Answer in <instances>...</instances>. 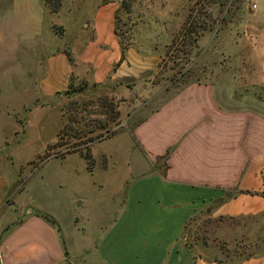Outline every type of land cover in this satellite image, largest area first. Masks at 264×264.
I'll return each instance as SVG.
<instances>
[{
    "label": "crops",
    "instance_id": "0c3cea01",
    "mask_svg": "<svg viewBox=\"0 0 264 264\" xmlns=\"http://www.w3.org/2000/svg\"><path fill=\"white\" fill-rule=\"evenodd\" d=\"M20 1L13 13L0 12V68L15 57L22 38L41 33ZM257 3L254 42L235 47L228 69L157 93L158 103L135 127L131 136L142 156L136 163L156 185L140 193L142 204L127 202L136 196L122 185L106 192L104 202H88L80 188L62 203L51 201L45 183L33 192L28 184L21 190L20 168L30 159L13 153L18 127L0 128V264H227L196 253L183 231L202 210L212 218L264 217V0ZM75 4L76 13L90 14L96 23L93 37L83 41L82 61L88 80L97 84L102 80L91 73H117L111 72L121 55L113 29L117 2ZM54 55L46 58L52 62ZM76 60L67 82L78 73ZM41 72L45 87L52 69ZM114 75L109 79L117 80ZM4 116L15 120L0 112ZM92 185L97 192L103 187ZM233 264H264V253Z\"/></svg>",
    "mask_w": 264,
    "mask_h": 264
},
{
    "label": "rangeland",
    "instance_id": "374dc122",
    "mask_svg": "<svg viewBox=\"0 0 264 264\" xmlns=\"http://www.w3.org/2000/svg\"><path fill=\"white\" fill-rule=\"evenodd\" d=\"M16 1L0 0V12L13 13ZM21 1L41 33L22 38L15 57L0 68V112L15 118L0 117V128L18 127L11 138L13 153L17 159H30L20 168L18 187L28 184L33 192L45 183L53 203H62L77 188L88 202H104L106 192L122 185L124 193L136 196L127 202L142 204L140 193L156 185L141 175L136 163L142 156L131 136L135 127L158 103L157 93L227 70L228 62L236 59L235 47L254 42L251 18L259 11L244 0H115L113 29L124 64L119 69L122 62L112 65L115 75L104 70L91 73L102 80L94 87L82 55L83 41L93 37L96 23L90 14L75 12L79 0H62L56 13L43 0ZM110 1L100 0L101 6ZM50 52L55 54L52 62L46 58ZM64 52L77 59L80 72H72L69 93L66 72L72 64ZM49 69L52 75L44 87L39 73ZM113 75L117 80L109 79ZM103 101L109 105L104 107ZM66 123L63 139L58 140ZM100 133V139L82 144ZM56 141L61 146H52ZM73 143H79L82 152L56 156ZM87 147L92 169L84 158ZM47 148L50 156L44 159ZM94 182L103 186L100 192ZM183 236L196 253L233 264L249 254L264 253V217L212 218L202 210L186 222Z\"/></svg>",
    "mask_w": 264,
    "mask_h": 264
},
{
    "label": "trees",
    "instance_id": "16d2710c",
    "mask_svg": "<svg viewBox=\"0 0 264 264\" xmlns=\"http://www.w3.org/2000/svg\"><path fill=\"white\" fill-rule=\"evenodd\" d=\"M44 1V4L49 8V10L51 11V12H54V13H56V12H58L59 10H60V8H61V6H62V0H43ZM194 34H195V31L193 32ZM65 53V52H64ZM65 55L67 56V58H68V61L70 62V64H72V65H74V60H73V58H72V56H70L68 53H65ZM124 59V57L123 56H121V58H120V60L118 61V65L120 64V62H122V60ZM73 79H74V75H73V73H71V75H70V78H69V83H68V89L66 90V93H69L68 91H69V89H71L72 87H73ZM83 83H84V86H87L88 85V81H83ZM94 87H96V86H98L97 84H94L93 85ZM102 105H104V107H106V106H108L109 104L107 103V102H102ZM109 109H111V110H114V109H112L111 107L109 108ZM111 113L112 112H114V111H110ZM66 128H67V123L66 124H64V126H63V128L61 129V131L59 132V134H58V140L60 139H63V135H64V132H65V130H66ZM91 132H93V131H91ZM106 132H108L109 134H111V133H114L113 131H111V130H109V129H106ZM73 136H75L76 137V134L75 135H73ZM104 135L102 134V133H100V134H98V135H90L89 137H87L86 139H84V141H82V144L84 143V144H86V143H89V142H91V141H94V140H96V139H100L101 137H103ZM81 139V138H80ZM87 140V141H86ZM58 142L59 141H56L52 146H54V145H58ZM58 146H61V144L60 145H58ZM83 149V148H82ZM82 149H80L79 150V143H73L72 144V146H71V148H69V149H67L66 151H58L57 153H56V156H61V157H65V155L66 154H69V153H73V152H82ZM50 156V154H49V148H47V151L44 153V159H46L47 157H49ZM84 158L86 159V161H87V163H88V167H89V169H92V166H93V158H92V155H91V152H90V149H89V147H87V150H86V152L84 153ZM186 243H187V245L189 246V247H191V245H190V243H188L187 241H186ZM251 256H253V254H249L246 258H248V257H251ZM215 261H217V262H222V260H217V259H215Z\"/></svg>",
    "mask_w": 264,
    "mask_h": 264
},
{
    "label": "built area",
    "instance_id": "2783aa9c",
    "mask_svg": "<svg viewBox=\"0 0 264 264\" xmlns=\"http://www.w3.org/2000/svg\"><path fill=\"white\" fill-rule=\"evenodd\" d=\"M244 1L247 5L251 6L253 9L257 8L258 6L257 3L258 0H244Z\"/></svg>",
    "mask_w": 264,
    "mask_h": 264
},
{
    "label": "water",
    "instance_id": "95a60500",
    "mask_svg": "<svg viewBox=\"0 0 264 264\" xmlns=\"http://www.w3.org/2000/svg\"><path fill=\"white\" fill-rule=\"evenodd\" d=\"M37 213L40 214V215H43V216H45V217H48V218H50V219H53L52 216H50V215H48V214H46V213H43V212H40V211H37Z\"/></svg>",
    "mask_w": 264,
    "mask_h": 264
}]
</instances>
